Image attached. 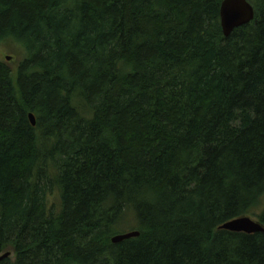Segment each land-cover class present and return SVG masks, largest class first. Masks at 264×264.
I'll list each match as a JSON object with an SVG mask.
<instances>
[{
	"label": "trees",
	"instance_id": "obj_1",
	"mask_svg": "<svg viewBox=\"0 0 264 264\" xmlns=\"http://www.w3.org/2000/svg\"><path fill=\"white\" fill-rule=\"evenodd\" d=\"M248 1L224 37L222 0H0V43L25 51L0 59V264H264V230L218 229L264 228ZM129 220L139 236L113 243Z\"/></svg>",
	"mask_w": 264,
	"mask_h": 264
},
{
	"label": "water",
	"instance_id": "obj_2",
	"mask_svg": "<svg viewBox=\"0 0 264 264\" xmlns=\"http://www.w3.org/2000/svg\"><path fill=\"white\" fill-rule=\"evenodd\" d=\"M220 26L224 37H228L232 31L238 27L250 23L254 19V8L248 0H222L220 4ZM10 56H6L9 60ZM32 125H35V117L33 114L28 115ZM218 229L231 232H242L252 234L264 230L262 225L252 219L250 216H243L227 221L219 225ZM137 230H130L124 233H118L112 236L113 243H119L124 240L138 237ZM10 256V252H6L0 256V261Z\"/></svg>",
	"mask_w": 264,
	"mask_h": 264
},
{
	"label": "rangeland",
	"instance_id": "obj_3",
	"mask_svg": "<svg viewBox=\"0 0 264 264\" xmlns=\"http://www.w3.org/2000/svg\"><path fill=\"white\" fill-rule=\"evenodd\" d=\"M6 56H10L9 60H6ZM25 57V51L22 48L21 45L13 42L12 40L4 41L0 43V59L4 62H6L11 69H16L19 62ZM51 201H55V203H58V197L54 196L51 198ZM264 207V198L262 200L261 207L257 208L253 212L255 214L259 213L261 209ZM249 216L257 220L256 216L253 214H249ZM135 227V224L133 221H124L120 223L117 227L116 230L119 232H125L128 230H131Z\"/></svg>",
	"mask_w": 264,
	"mask_h": 264
},
{
	"label": "bare ground",
	"instance_id": "obj_4",
	"mask_svg": "<svg viewBox=\"0 0 264 264\" xmlns=\"http://www.w3.org/2000/svg\"><path fill=\"white\" fill-rule=\"evenodd\" d=\"M254 25V24H253ZM254 201V200H253ZM260 220V219H259ZM225 231V230H224Z\"/></svg>",
	"mask_w": 264,
	"mask_h": 264
}]
</instances>
